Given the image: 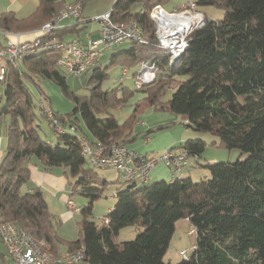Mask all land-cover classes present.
I'll list each match as a JSON object with an SVG mask.
<instances>
[{
	"label": "trees",
	"instance_id": "obj_1",
	"mask_svg": "<svg viewBox=\"0 0 264 264\" xmlns=\"http://www.w3.org/2000/svg\"><path fill=\"white\" fill-rule=\"evenodd\" d=\"M84 2L71 3L83 6ZM162 2L113 1L112 19L117 23L136 21L146 43L132 41V47L113 54L107 66L93 67L89 82L95 85L88 96L69 90L58 65L61 53L57 50L29 54L19 67L9 69L0 106V116H9L0 158V216L29 232L53 254H59L62 244L68 250L83 245L82 262L88 264H170L163 258L180 218H187L194 228L195 242L189 256L176 264H264V0H194L204 23L190 32L188 47L173 64L169 63L167 52L158 47L149 18L151 9ZM71 3L39 0L36 9L25 18L3 12L0 30L39 29ZM135 5L138 8L133 10ZM204 6L222 9L223 17L208 18L200 10ZM75 30L67 24L53 36L65 40L64 35ZM117 61L127 70L142 62L155 63V78L144 89L147 101L155 108L178 114L186 128L210 132L218 139L214 144L238 148L248 156L235 162L208 163L205 167L210 176L198 181L180 176L140 188L133 182L116 181V201L103 224L97 226L90 218L91 206L110 182L85 166L87 159L75 135L58 134L53 142L40 136L28 84L42 94L39 78L55 81L75 104L66 115L52 110L54 118L75 126L90 141L126 144L125 124L111 114L100 116L110 101L115 99L118 104L113 91L99 89L107 77L106 69ZM166 88L172 92L162 102ZM131 94L124 90L123 100ZM48 123L53 130L51 121ZM205 146L201 139H188L180 147L171 148L199 159ZM32 157L45 171L63 168L64 174L73 179L72 192L88 199V206L80 209L77 239L66 240L58 234V221L48 210L40 187L22 191L30 179L26 163ZM128 226H141L142 230L133 239L119 242V231Z\"/></svg>",
	"mask_w": 264,
	"mask_h": 264
},
{
	"label": "rangeland",
	"instance_id": "obj_2",
	"mask_svg": "<svg viewBox=\"0 0 264 264\" xmlns=\"http://www.w3.org/2000/svg\"><path fill=\"white\" fill-rule=\"evenodd\" d=\"M188 2L189 0H163L162 7L168 12L179 11L183 4ZM112 3L113 0H85L84 11L85 14L87 13L88 17H82L80 21L88 22L89 26L91 25L92 27H95V18L100 15L99 13L102 14L109 10ZM137 8L138 5H135L133 10H136ZM200 10L210 19H221L224 14L222 9L214 6H204L201 7ZM84 35L85 34L83 33L81 37ZM130 47H132V41H125L110 49L103 50L95 68H103L107 66L113 54L127 50ZM122 68L123 65L117 61L106 69L107 77L101 82L99 89L101 91H113L116 95L118 104L114 103L116 102L114 101L115 99L110 101L105 112L100 116L111 114L120 124H125L124 127L128 134L126 146L129 149L144 153L143 149L163 143L170 138L174 139V145L170 147L168 146L166 149L180 147L182 143L188 139H201L205 141L206 146L199 157V165H195V167L191 169L192 171L190 175L193 181H198L199 179L208 178L210 176L208 169L205 167L208 163L235 162L247 158L248 153L243 152L238 148L228 149L218 146V144H214L213 141H218V139L208 131H198L192 128H186L185 122L178 114L169 110L155 108V106L147 101V92L144 91V89L150 84L145 85L142 89H137L134 86L132 75L138 67H129L126 76H122ZM93 69H90L87 73L81 75L67 73L64 69H61V72L65 76L68 88L72 93L79 96H88L92 91L90 90L91 87L95 85V83L90 84L89 82ZM2 86L3 85L0 84V106L3 104L4 90ZM38 86L42 94L39 93L36 86L31 83L28 84V88L36 105L35 113L37 116L36 122L39 124L38 131L43 139L53 142L55 141L56 136L53 133L48 120L42 117L39 113L38 99L40 97L45 98L50 108L60 115L69 114L72 111L75 102L62 91L60 85L51 79L39 78ZM124 90H129L132 94L125 97L123 100ZM166 90L167 91L160 99L162 102H166L171 95L172 89L166 88ZM76 117L79 119L81 127L85 130L82 119L78 113L76 114ZM4 118V121L8 123L9 116H5ZM0 120H2L3 123V117ZM149 129H152L153 131L147 133ZM161 151L163 150H153L151 152L147 150L146 154H157ZM32 159L37 162L34 157H32ZM37 166L44 176L47 174V180H39L43 184L38 186L36 182L29 179L30 181L27 183V186H38L43 191V194L48 199L49 209L58 221L56 226L58 234L65 239H77L78 223L82 219L80 209L83 206H88V199L78 192H72L71 182L73 179L64 174L63 168L53 167L50 170L45 171L41 168L39 163H37ZM85 166L92 169L99 177L110 182L103 190L101 196L95 200L91 206L90 218L95 221L97 226H101L104 218L116 201L114 197L116 187L118 186V183L123 180L121 176H119V178L117 177V172L113 169L92 166L88 160H85ZM182 175H184V170ZM57 180L64 183V192L61 190L58 192L56 191L57 188L49 185V183H54ZM149 183L151 182L137 183V188L143 187ZM68 199L71 200L72 208L67 205ZM141 230V226H128L127 228H123L118 234L117 240L119 242L131 240ZM194 242L195 231L190 225L188 219H178L175 222V230L163 258L164 261L170 264H176L182 259L179 252L181 250L191 251Z\"/></svg>",
	"mask_w": 264,
	"mask_h": 264
},
{
	"label": "built area",
	"instance_id": "obj_3",
	"mask_svg": "<svg viewBox=\"0 0 264 264\" xmlns=\"http://www.w3.org/2000/svg\"><path fill=\"white\" fill-rule=\"evenodd\" d=\"M81 14V4H66L37 30V36L31 40H21L18 34L4 32L5 41L0 43V83H5L11 67H19L24 57L35 52L57 50L61 53L59 67L67 73L81 75L96 66L105 49L125 41L146 43L137 22L134 20L115 22L112 19L111 8L95 18L99 26L97 37H88L85 40L77 38L59 40L53 36L55 31L67 25L69 20L81 18ZM176 16L178 19L173 18ZM149 18L154 26L158 47L167 52L170 64L175 62L174 57L182 54L188 47L190 32L204 23L203 14L195 9L194 0L183 4L179 11L172 12L157 4L151 9ZM157 69L155 63L142 62L132 77L135 88L141 89L151 84ZM127 72L128 70L123 68L122 76H126ZM38 105L40 115L51 121L55 135L63 133L75 135L82 154L92 166L113 169L117 172V177L121 176L123 181L146 183L150 171L158 164H163L169 170L170 180H173L182 176L190 160L198 165L197 157H189L177 148L164 149L157 154H145L129 149L119 141H90L84 134L77 132L75 126L62 124L54 118L45 98L40 97ZM67 205L72 208L71 200L68 199ZM0 241L12 258L13 264H80L84 257L83 245L62 254H53L29 232L1 216ZM191 251L181 250L179 253L182 258H187Z\"/></svg>",
	"mask_w": 264,
	"mask_h": 264
},
{
	"label": "crops",
	"instance_id": "obj_4",
	"mask_svg": "<svg viewBox=\"0 0 264 264\" xmlns=\"http://www.w3.org/2000/svg\"><path fill=\"white\" fill-rule=\"evenodd\" d=\"M38 1L39 0H0V14L3 12H12L14 13V15L17 18H25L27 16H29L37 7L38 5ZM75 0H70V1H65V3H71L74 2ZM85 3V2H84ZM84 3L82 6V16L81 18L77 21L76 19H71L69 20V22L67 23L69 26H72L73 29H76L73 32H68L66 33V35H64V39L65 40H69L72 38H77L80 40H85L88 37L90 38H94L98 36V29L99 26L96 22V26L92 27L91 25L89 26L88 22L85 21H80L82 19V17H88L87 13L85 14V7H84ZM163 5V4H162ZM103 12V11H102ZM101 14V13H99ZM38 29H33V30H28V31H23V32H9V33H14V34H18L20 36L21 40H31L33 38H35L38 34L37 32ZM82 30V31H81ZM80 31V32H79ZM85 34L84 36L81 37L82 34ZM77 36V37H75ZM2 37V38H1ZM5 41V34L4 31L0 30V43H3ZM2 84V83H0ZM2 88L4 90V84H2ZM1 117V116H0ZM2 119V117L0 118ZM4 117H3V123L2 120H0V158L3 154V150L6 144V126H7V122L4 121ZM126 145V144H125ZM174 145V139L170 138L167 139V141H164L163 143L157 144V145H152L144 150V153H147V150H149L150 152L153 150H164L166 149L168 146H173ZM27 168L29 169V174H30V180L33 182H36L38 184V186H40L41 184H43L41 181L39 180H47V174H42V171L38 169L37 166V162L33 161L32 158L29 159V161L26 163ZM195 167V164L193 163L192 160H190L189 162V166H187L184 169V176H189L191 177V169ZM41 171V172H40ZM29 180V181H30ZM158 180H165V181H170V173L169 170L163 165V164H158L157 166H155L149 174V179L148 182H153V181H158ZM48 182V181H47ZM57 180L54 183H49L50 186H53L54 188H57L56 191L59 192V190L64 192V183L62 181ZM28 188H31L30 186L27 185H23L22 186V191H26ZM45 197V195H44ZM62 198V195H61ZM45 200L47 202V206H48V210L49 209V203H48V199L45 197ZM50 213H52L50 211ZM53 214V213H52ZM54 215V214H53ZM55 216V215H54ZM127 228V227H126ZM123 229H121L119 231V233L122 231ZM65 239V238H64ZM69 240V239H66ZM68 248L66 245H60L59 246V250L58 253L62 254L65 251H67ZM0 264H13L12 258L10 257V255L7 253L4 245L1 243L0 241ZM80 264H88L87 262H81Z\"/></svg>",
	"mask_w": 264,
	"mask_h": 264
},
{
	"label": "water",
	"instance_id": "obj_5",
	"mask_svg": "<svg viewBox=\"0 0 264 264\" xmlns=\"http://www.w3.org/2000/svg\"><path fill=\"white\" fill-rule=\"evenodd\" d=\"M180 56H181V54L180 55H178V56H176V57H174V61L176 62L179 58H180Z\"/></svg>",
	"mask_w": 264,
	"mask_h": 264
},
{
	"label": "bare ground",
	"instance_id": "obj_6",
	"mask_svg": "<svg viewBox=\"0 0 264 264\" xmlns=\"http://www.w3.org/2000/svg\"><path fill=\"white\" fill-rule=\"evenodd\" d=\"M173 18H175V19H178V17L176 16V17H173Z\"/></svg>",
	"mask_w": 264,
	"mask_h": 264
}]
</instances>
